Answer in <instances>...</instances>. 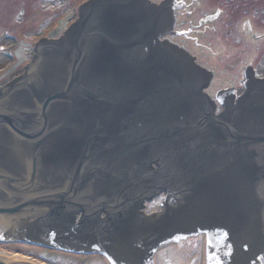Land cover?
Segmentation results:
<instances>
[{"label":"water","instance_id":"obj_1","mask_svg":"<svg viewBox=\"0 0 264 264\" xmlns=\"http://www.w3.org/2000/svg\"><path fill=\"white\" fill-rule=\"evenodd\" d=\"M175 22L166 1L88 0L0 87V240L154 264L205 234V264H264V110L248 105L264 84L208 116L209 74L162 39ZM158 192L162 211L144 215ZM59 208L81 220L51 234Z\"/></svg>","mask_w":264,"mask_h":264},{"label":"rangeland","instance_id":"obj_2","mask_svg":"<svg viewBox=\"0 0 264 264\" xmlns=\"http://www.w3.org/2000/svg\"><path fill=\"white\" fill-rule=\"evenodd\" d=\"M86 1L0 0V87L25 72L35 57L40 40H55L62 36L77 19L80 6ZM182 1L187 6L177 11L178 26L175 29L184 33L172 37L173 43L185 41L199 63L208 61V68L219 71L212 82V93L231 85L239 87L240 83L234 78L237 69L228 75L224 69L239 57L247 59L252 56L255 39L243 25L244 20L252 22L257 35H263L257 40L264 51V22L261 17L254 19L252 16L253 7L264 6V0H232L231 4L225 3L226 0ZM242 2L245 4L239 5ZM237 38L241 43H237ZM165 196L164 192H158L151 199L145 198L142 213L148 216L162 211ZM0 246L10 253L20 252L45 264H110L100 254L68 253L17 241L0 243ZM205 258L206 236L197 234L160 246L153 263L205 264Z\"/></svg>","mask_w":264,"mask_h":264},{"label":"flooded vegetation","instance_id":"obj_3","mask_svg":"<svg viewBox=\"0 0 264 264\" xmlns=\"http://www.w3.org/2000/svg\"><path fill=\"white\" fill-rule=\"evenodd\" d=\"M169 2V4L173 5L174 14L175 17L178 16L177 11L186 7V2L182 0H159V1H152L153 3H161V2ZM227 4H231L232 0H226ZM245 4L244 2L239 3V5ZM245 12H248V8H244ZM262 12H264V6L259 4L253 7L252 16L254 19L261 17L262 21L264 22V15H262ZM262 15V16H260ZM230 16V14H229ZM243 25L246 27L247 31L250 33L252 37H254L255 42V48H253V53L251 57H248L247 59H244L242 57H239L238 59H235L234 63H229L226 69H224V73L227 74L228 72L234 71V69H237L236 75H234V78L236 81H238V84L240 83L239 87H236L235 85H231L229 87L220 88L216 90L214 93H212L210 90L212 88V82L214 80V77L217 75L219 71H216L215 69H211L207 67L208 61L204 62L203 64L199 63L196 59L195 55H192V53L188 49V45H186L185 41H182L180 44H174L172 41V37H176V35L181 34L180 31H177L175 27L178 26L177 17L174 27V33L168 34L164 36L162 39L170 40L172 44L176 45L178 48L183 49L185 51H188L189 54L193 57L195 62L199 64L203 69L207 71L209 74V82L205 83L203 86V93L206 95V98L208 99V105L206 107H203V111L207 112L208 116L211 115H221L233 106L237 105L238 102L245 99L247 95L253 93L255 97L259 94L256 90L260 88L264 84V51H261L260 43L257 39H260L263 37V35H257L255 31H253V25L251 21H243ZM230 28V27H228ZM230 38V37H229ZM228 38V39H229ZM237 43H241V39L237 38ZM237 68L238 66H240ZM228 75V74H227ZM256 91V93L254 92ZM254 97V98H255ZM251 99L250 101L254 100ZM256 101V100H255ZM252 109H260L264 110V105L256 104V103H250L248 104ZM207 120L206 116L201 117L200 124L205 122ZM156 165V163H155ZM101 217H104V214H101ZM54 220V223L52 225V228L50 227V233L53 234L54 230L57 231L56 224L57 223H65L74 225L77 224L81 220V212L78 213H70L65 208H59L57 212L53 215L52 219ZM96 222V221H93ZM94 226V224L90 223V226ZM55 233V232H54ZM33 235V234H32ZM34 237V235L32 236ZM34 244V243H32ZM49 249H54L58 251L67 252L65 250L53 248V247H46ZM73 253V252H68ZM75 254H81V253H75ZM87 255V254H83ZM99 255V254H97Z\"/></svg>","mask_w":264,"mask_h":264},{"label":"bare ground","instance_id":"obj_4","mask_svg":"<svg viewBox=\"0 0 264 264\" xmlns=\"http://www.w3.org/2000/svg\"><path fill=\"white\" fill-rule=\"evenodd\" d=\"M7 241L8 240H6V241H2V240H0V243H7ZM12 242V241H11ZM39 246V245H38ZM0 251H2V252H4V253H7V254H12V255H18V256H22V257H26V258H29V256L28 255H26V254H23V253H20V252H9V251H7V249L6 248H3V246L1 247L0 246ZM105 257V256H104ZM106 258V257H105ZM29 259H31V258H29ZM35 260V259H34ZM106 260L108 261V259L106 258ZM37 263H39V264H45V263H42L40 260L38 261V260H35ZM109 262V261H108ZM110 263V262H109Z\"/></svg>","mask_w":264,"mask_h":264}]
</instances>
